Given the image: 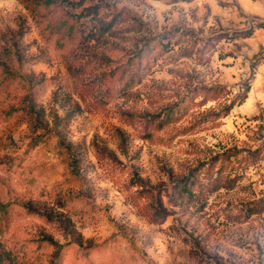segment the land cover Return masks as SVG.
Masks as SVG:
<instances>
[{
    "label": "rangeland",
    "instance_id": "1",
    "mask_svg": "<svg viewBox=\"0 0 264 264\" xmlns=\"http://www.w3.org/2000/svg\"><path fill=\"white\" fill-rule=\"evenodd\" d=\"M25 1L0 0L10 264H264V0Z\"/></svg>",
    "mask_w": 264,
    "mask_h": 264
},
{
    "label": "trees",
    "instance_id": "2",
    "mask_svg": "<svg viewBox=\"0 0 264 264\" xmlns=\"http://www.w3.org/2000/svg\"><path fill=\"white\" fill-rule=\"evenodd\" d=\"M26 9L29 10L34 17L36 18V21H38V23H41V20H44L46 15H42L41 14V9H47L49 7H51V0H43L41 7H39L38 5V0H26ZM41 8V9H40ZM261 28H264V25H259ZM233 106V103L229 106L228 110H230ZM171 110H168L167 113L169 114ZM167 114V115H168ZM209 179L212 181V177H209ZM224 180L221 177H217L216 179H214V181H212V185L215 186L214 189H218L221 186V184L225 183L223 182ZM193 184V183H192ZM259 206H264V197H262L260 200H258L257 202H252L247 206V210L250 211L252 209H257ZM264 207H261V209L263 210ZM162 211L157 210L155 217L158 218L162 215ZM153 222H155V220H153ZM48 242H50L51 244H53V242L51 240H47ZM54 245V244H53ZM11 259L9 257V255L7 254L6 251H0V264H10Z\"/></svg>",
    "mask_w": 264,
    "mask_h": 264
}]
</instances>
